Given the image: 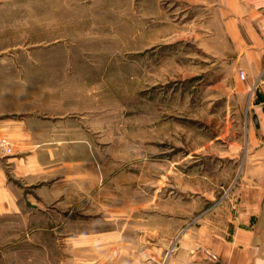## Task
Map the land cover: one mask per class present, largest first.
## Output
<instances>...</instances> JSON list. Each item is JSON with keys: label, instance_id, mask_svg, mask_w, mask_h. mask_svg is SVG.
<instances>
[{"label": "rangeland", "instance_id": "1", "mask_svg": "<svg viewBox=\"0 0 264 264\" xmlns=\"http://www.w3.org/2000/svg\"><path fill=\"white\" fill-rule=\"evenodd\" d=\"M203 1L0 0V264H168L205 218L242 220L262 82Z\"/></svg>", "mask_w": 264, "mask_h": 264}, {"label": "crops", "instance_id": "2", "mask_svg": "<svg viewBox=\"0 0 264 264\" xmlns=\"http://www.w3.org/2000/svg\"><path fill=\"white\" fill-rule=\"evenodd\" d=\"M203 2L214 6V21L221 31V37L227 39L234 67L244 71L251 84L255 81L262 82L260 98L258 97L252 113L256 126L263 134L260 150L264 151V0ZM2 127V133L10 136L19 146H31L19 124L4 123ZM252 135L256 138L255 129H252ZM32 146L37 148L39 145ZM38 158L39 153L35 151L28 161L17 156L8 158V161L13 165L14 176L18 178L32 175L37 169ZM53 159L54 153L51 152L50 160ZM259 160L264 165V157ZM27 167L32 168L25 172ZM0 185L3 186L0 193L5 196L3 201L10 200L13 202L12 206H15V196L9 192L12 188L6 181L2 168ZM250 194L248 196L251 200L245 206L242 220L236 217H228L224 221L221 217L213 220L205 218L179 240L176 253L170 256L168 264H210L209 254H216L226 264H264V191H251Z\"/></svg>", "mask_w": 264, "mask_h": 264}, {"label": "built area", "instance_id": "3", "mask_svg": "<svg viewBox=\"0 0 264 264\" xmlns=\"http://www.w3.org/2000/svg\"><path fill=\"white\" fill-rule=\"evenodd\" d=\"M239 75L242 80L246 78V74L242 70L239 72ZM209 260L210 264H226L222 262L216 254H209Z\"/></svg>", "mask_w": 264, "mask_h": 264}]
</instances>
